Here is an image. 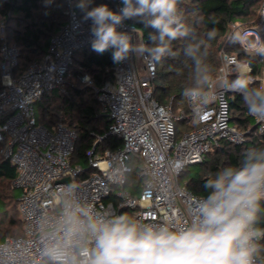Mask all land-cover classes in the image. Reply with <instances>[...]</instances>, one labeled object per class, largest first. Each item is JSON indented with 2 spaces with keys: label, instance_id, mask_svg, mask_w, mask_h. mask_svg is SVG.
<instances>
[{
  "label": "built area",
  "instance_id": "built-area-1",
  "mask_svg": "<svg viewBox=\"0 0 264 264\" xmlns=\"http://www.w3.org/2000/svg\"><path fill=\"white\" fill-rule=\"evenodd\" d=\"M63 2L65 24L51 36L45 54L18 76L15 70L21 51L5 35L1 37L0 154L16 167L12 186L21 191L18 203L24 235L0 242V264H48L43 249L50 239L45 234L60 223L66 196L62 186L68 184L65 178L74 183L77 201L104 216L118 215V209L127 208L138 222L163 223L173 230L189 226L202 196L180 183L182 172L202 163L224 142L240 145L248 139L249 129L232 122L230 95L238 92L229 90L226 84L232 82L233 70L239 78L250 79V86L264 87V67L254 74L247 60L228 51L233 39L248 54H257V39L264 46V1L252 21L230 23L209 100L202 111L186 100L188 112L175 114L172 98L166 104L155 98L157 62L147 54H130L115 66L113 79L100 86L89 74L78 75L79 82L92 89L101 114L110 120L104 136L115 135L122 141L116 150L107 148L96 153L94 146L88 152L89 172L71 162L77 140L75 129L61 122L49 128L37 115L36 106L48 93L68 95L69 88L77 85L70 71L74 56L91 47L93 40L91 21L82 19L75 0ZM121 6L116 4L112 10L118 12ZM132 26L125 20L118 31H130ZM136 32L132 33L133 44ZM143 44L146 46L144 39ZM251 118L258 124L257 131L264 133V121ZM178 121H187L193 128L177 135ZM177 161L182 164L179 171L173 168ZM136 163L140 164L138 177L142 179L133 193L128 184ZM112 193L115 200L110 198ZM254 259L255 264H264L259 257Z\"/></svg>",
  "mask_w": 264,
  "mask_h": 264
},
{
  "label": "clouds",
  "instance_id": "clouds-1",
  "mask_svg": "<svg viewBox=\"0 0 264 264\" xmlns=\"http://www.w3.org/2000/svg\"><path fill=\"white\" fill-rule=\"evenodd\" d=\"M52 0H45L50 6ZM119 11L107 4L92 6L93 0H79L76 7L84 21H91L92 50L103 54L112 50L113 63L130 54L159 62L171 54V43L189 35L190 29L178 15V0H120ZM125 20H136L152 30L151 47L133 44L130 31H118ZM195 40L184 49L192 63V85L183 96L197 111H202L213 87L211 66L207 62L210 42ZM255 51L264 56V46L256 41ZM87 79V78H86ZM248 78H237L226 87L242 95L247 110L264 121V87H250ZM173 168L179 171L177 161ZM65 190L61 220L45 234L50 239L43 249L48 264H255L264 230L255 228L260 201L264 200V148L248 150L238 166L224 167L209 177L203 187L207 195L198 199L192 223L173 230L167 224L138 222L127 214L104 216L75 198L74 183ZM60 237L58 239L57 237Z\"/></svg>",
  "mask_w": 264,
  "mask_h": 264
},
{
  "label": "trees",
  "instance_id": "trees-1",
  "mask_svg": "<svg viewBox=\"0 0 264 264\" xmlns=\"http://www.w3.org/2000/svg\"><path fill=\"white\" fill-rule=\"evenodd\" d=\"M264 0H178V13L181 21L190 29L189 35L178 38L171 43V54H166L157 62V76L153 81L155 98L166 104L171 98L173 109L176 106L188 112L186 99L183 96L185 87H190L192 81V63L184 56L185 47L195 40L206 39V34L212 29L217 30L216 38L210 42L208 64L211 66L212 77L217 74L220 65V45H225L226 35L232 21L250 22L255 19L261 3ZM79 0H75V7ZM107 4L113 8L121 4L120 0H93L92 6ZM179 6L183 11L179 10ZM66 5L63 0H52L50 6H45V0H0V20L5 22V39L17 45L21 51L20 63L15 70V76L20 75L32 61L39 60L46 52L50 38L57 33L66 22L64 14ZM77 8V7H76ZM79 13H83L77 8ZM195 16L198 24H187L188 16ZM143 33L147 47H151V29L144 28L136 20H126ZM0 37V45L2 42ZM228 51L235 53L239 59L247 60L254 74L264 67V56L248 54L242 50L237 40H232ZM112 50L99 54L92 47L76 53L71 65V78L77 85L69 88L68 95L57 92L48 93L37 107L38 120L51 128L61 122L75 129L77 134L75 152L71 157L73 165H81L86 170L89 167L88 152L95 146V152L104 149L116 150L122 141L115 135L104 136L108 132L110 120L100 112V105L90 87H85L78 80V75L89 74L97 86L105 80L113 79L114 68L117 64L111 58ZM1 60V57H0ZM77 65L72 69L73 65ZM239 78L236 70L232 72V81ZM0 70V89L2 88ZM250 87L259 88L258 84ZM38 103V104H39ZM232 122L239 128L249 129L245 143L234 145L224 142L221 147L211 151L200 163L203 171L190 177L182 183V176L189 173L188 167L180 175V183L199 196H206L203 185L216 172L228 166H238L244 154L253 148H264V133L257 131L254 120L248 114L247 106L239 93L230 95ZM37 104V105H38ZM55 109V110H54ZM100 124H103L100 125ZM184 130L193 128L187 121H182ZM177 130V127H176ZM183 130V131H184ZM182 131V132H183ZM102 137L100 141L98 138ZM1 148V146H0ZM190 167V166H189ZM140 164L130 175L128 187L133 193L138 191L137 184L142 178L138 177ZM16 175V167L9 159L0 154V242L6 237L24 235V222L19 209L16 188L12 181ZM115 200V193L111 197ZM116 202V201H115ZM119 214H127L132 218V211L127 208L117 210ZM255 227L264 230V200L260 201ZM260 250L256 255L264 262V237L257 242Z\"/></svg>",
  "mask_w": 264,
  "mask_h": 264
},
{
  "label": "rangeland",
  "instance_id": "rangeland-1",
  "mask_svg": "<svg viewBox=\"0 0 264 264\" xmlns=\"http://www.w3.org/2000/svg\"><path fill=\"white\" fill-rule=\"evenodd\" d=\"M179 10L181 11V13H182V11H183V8L181 9V7L179 6ZM183 14V13H182ZM191 23H193V24H195V25H197L198 24V22H197V18H195V16H188V18H187V24H191ZM6 33H5V22H3V20H0V37H2V35H5ZM139 43H143V33H142V31L141 30H138L137 29V32H136V40H135V44H139ZM137 56V55H136ZM138 57V56H137ZM75 67H77V65H73V67H72V69H75ZM2 77V76H1ZM75 78L74 77H72L71 78V80H74ZM41 105V103H39L37 106H36V108L37 107H39ZM55 110V109H54ZM182 111V108H178V106H176V108H175V110H174V113L175 114H178V113H180ZM100 125H102L103 126V124H100ZM176 127H177V135H180L181 133H182V131L184 130V126H183V124H182V122L181 121H178L177 123H176ZM0 146H1V144H0ZM188 170H189V173L187 174V175H183L182 176V183H184L185 181H187L190 177H194V176H196L197 174H199V173H201L202 171H203V167H202V165H200V164H196V165H191L190 167H188ZM15 193L17 194V195H19L20 196V194H21V191H20V189H16L15 190Z\"/></svg>",
  "mask_w": 264,
  "mask_h": 264
},
{
  "label": "water",
  "instance_id": "water-1",
  "mask_svg": "<svg viewBox=\"0 0 264 264\" xmlns=\"http://www.w3.org/2000/svg\"><path fill=\"white\" fill-rule=\"evenodd\" d=\"M221 46H222V45L219 46V49H221ZM257 125H258V124H257ZM257 125H256V127H257ZM63 181H67L68 183H70V179H69V178H65V179H63Z\"/></svg>",
  "mask_w": 264,
  "mask_h": 264
}]
</instances>
